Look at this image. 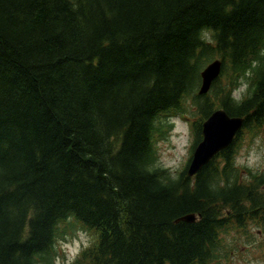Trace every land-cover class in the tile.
<instances>
[{
	"label": "trees",
	"instance_id": "obj_1",
	"mask_svg": "<svg viewBox=\"0 0 264 264\" xmlns=\"http://www.w3.org/2000/svg\"><path fill=\"white\" fill-rule=\"evenodd\" d=\"M185 104L191 153L218 108L264 131V0H0V264H55L77 228L69 264H222L224 234L264 231L241 133L192 178L159 164Z\"/></svg>",
	"mask_w": 264,
	"mask_h": 264
},
{
	"label": "rangeland",
	"instance_id": "obj_2",
	"mask_svg": "<svg viewBox=\"0 0 264 264\" xmlns=\"http://www.w3.org/2000/svg\"><path fill=\"white\" fill-rule=\"evenodd\" d=\"M245 86L238 88L234 96L238 98ZM184 115L169 117L171 129L164 140L156 144L158 162L175 174L184 167L191 157L193 139L190 134L191 123L197 119L196 109L185 104ZM244 131L236 156V166L242 170H264V131ZM224 258L222 264H264V231L258 224H250L246 232L231 231L222 236ZM95 237L77 228L72 236L57 244L59 257L55 264H69L84 247L93 244Z\"/></svg>",
	"mask_w": 264,
	"mask_h": 264
},
{
	"label": "water",
	"instance_id": "obj_3",
	"mask_svg": "<svg viewBox=\"0 0 264 264\" xmlns=\"http://www.w3.org/2000/svg\"><path fill=\"white\" fill-rule=\"evenodd\" d=\"M220 66V61H214L207 65L201 72L199 95L208 92L212 82L220 73ZM242 123V118H230L224 110H218L212 113L202 124V139L194 149L187 172L188 176H192L200 171L217 153L227 148L236 132L242 127ZM194 219V215L189 214L182 216L178 220L193 223Z\"/></svg>",
	"mask_w": 264,
	"mask_h": 264
},
{
	"label": "bare ground",
	"instance_id": "obj_4",
	"mask_svg": "<svg viewBox=\"0 0 264 264\" xmlns=\"http://www.w3.org/2000/svg\"><path fill=\"white\" fill-rule=\"evenodd\" d=\"M238 133H241V130H239Z\"/></svg>",
	"mask_w": 264,
	"mask_h": 264
}]
</instances>
